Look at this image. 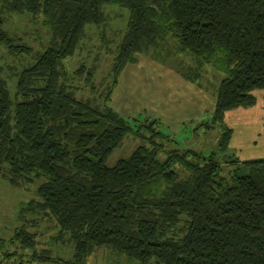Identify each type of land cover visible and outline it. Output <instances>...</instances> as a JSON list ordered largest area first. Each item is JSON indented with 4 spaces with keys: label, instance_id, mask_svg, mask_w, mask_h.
I'll list each match as a JSON object with an SVG mask.
<instances>
[{
    "label": "trees",
    "instance_id": "obj_1",
    "mask_svg": "<svg viewBox=\"0 0 264 264\" xmlns=\"http://www.w3.org/2000/svg\"><path fill=\"white\" fill-rule=\"evenodd\" d=\"M106 4L128 8L130 16L112 76L99 89L97 69L82 63L70 72L65 62L82 48L87 25L103 21ZM7 14L41 16L50 36L44 50L35 55L10 33ZM168 37L196 58L186 79L194 82L209 64L224 73L215 121L256 103L255 91L264 90V0H0V46L34 57L14 92L0 65V176L19 187L41 181L40 199L22 213L56 219L73 245L64 264H86L101 246L140 264H264V158L225 157L231 127L224 125L219 150L206 155L179 148L149 121L146 141L106 164L132 130L109 106L115 73ZM78 79L91 95L79 96ZM34 236L23 227L10 240L30 249L32 260L58 262L36 249ZM4 255L16 259L9 250Z\"/></svg>",
    "mask_w": 264,
    "mask_h": 264
},
{
    "label": "rangeland",
    "instance_id": "obj_2",
    "mask_svg": "<svg viewBox=\"0 0 264 264\" xmlns=\"http://www.w3.org/2000/svg\"><path fill=\"white\" fill-rule=\"evenodd\" d=\"M129 16L130 10L128 8L118 4H106L103 10V21L95 26L87 25V38L83 39L82 48L66 60L65 65L68 71L76 70L82 63L88 68L94 67L93 71L97 69L94 84L100 89L105 82L104 80H109V77L112 76L113 63L116 61L119 44L127 31ZM6 17L5 28L10 33L22 37L24 42L31 45L35 55L44 50L49 43L50 36L41 16L7 14ZM32 61H34V57L28 55L14 57L4 47L0 46V65L3 68V76L7 79L12 92L15 91L18 73ZM195 64L196 58L187 51H180L178 42L168 37L162 45L158 44L155 47L137 52L130 62L122 65L121 69L115 73L116 86L112 91L109 106L127 118L129 124L132 125V130L106 160L109 167L114 166L120 159L129 157L140 144L146 141L144 136L150 134L146 126L149 121L157 122V127L165 133H168L166 130H172L168 134L174 136L175 140L178 141L177 146L181 149H195L206 155L219 150V138L224 130V125L228 126L226 115L221 124L214 120L215 110H209L213 109L210 106L214 101L217 104V90L224 73L215 70L210 64L207 65V69L204 65L201 70L202 75L197 78L193 77L194 82H192L185 78L190 76L186 68ZM160 68L168 69L175 76L172 84L179 87L180 93H184L185 89H188L184 86V82H187L194 85L199 91L201 100L206 101V105L201 104L202 115L199 118L187 119L188 121L180 123L181 130H173L172 128H175L176 125L162 122L161 116L149 117V114L160 115L158 111L168 109L163 105L164 99L155 97V93L161 92V75L156 74ZM148 70L153 72L149 73ZM178 77L183 80L179 82ZM75 85H78L79 96L91 95L89 87L83 79L76 80ZM106 86H104V90ZM196 96H194L195 101L197 100ZM148 99L152 103H148ZM181 104L183 106L180 109H185V106L191 105V102L188 105L182 100ZM254 105L243 108L251 110ZM237 108L240 109L241 107L234 109L237 110ZM194 109H196V105ZM237 118L239 120L240 116ZM136 124H139V127ZM238 133H241L240 139L247 143L248 148L234 144L233 148L238 149L237 154L234 153L231 148L232 135L228 144L229 153L225 157L236 156L240 160L264 158V144L263 142L259 144L261 134L257 135L255 139H249L247 133ZM255 135L256 132L253 133V136ZM169 143L168 146L171 147L172 143ZM227 169L228 167L225 170ZM228 172L229 169L225 174ZM40 182V180H35L19 187L12 185L6 178L0 176V242H4L3 246L0 245V264H64L65 260L73 257V245L68 243L67 234H64V237L61 236L60 226L54 217L47 215L44 211L22 213V208L28 206L30 201L40 199L37 194V187ZM23 227L35 233L38 251L45 248L48 255L60 260L56 263L32 260L30 249L21 248L19 242H11L10 239L13 235ZM6 250L14 252L16 259H13L14 255L6 257L4 255ZM86 264L140 263L125 254L101 246L93 251L86 260Z\"/></svg>",
    "mask_w": 264,
    "mask_h": 264
},
{
    "label": "crops",
    "instance_id": "obj_3",
    "mask_svg": "<svg viewBox=\"0 0 264 264\" xmlns=\"http://www.w3.org/2000/svg\"><path fill=\"white\" fill-rule=\"evenodd\" d=\"M148 72L152 73L153 71L148 70ZM156 74L161 75V92L155 93V97H158L159 99H164L165 102L163 103V105H165L168 109L158 111L160 115L149 114V117L161 116L162 122L176 125L175 128H172L173 130H181L182 127H180V123H182L183 121L199 118L202 115L201 104L206 105V101L201 100L199 91L196 90L197 88L194 85L184 82L185 88L188 89H185L184 93H180L179 87H175V84H172L174 82L175 76L171 74L168 69L160 68ZM182 80L183 79L179 78V82ZM184 94H186L185 97ZM254 94L257 97V102L251 110L241 107L240 109L237 108V110L234 109L232 111H229L226 114V123L228 127L234 129V134L231 141V148L236 154L238 152V149L233 148L234 144L240 145L243 148H248L247 143L240 139L241 133L238 132L247 133L249 135V139H255L257 135L261 134L259 144L260 142H263L264 144V90H256ZM195 95H197L196 101L194 97ZM182 100L187 102L188 105L191 102V105L185 106V109H180V107L183 106L181 104ZM148 103L152 102L148 99ZM195 105L196 109H194ZM215 106L216 101H214L212 106H210L213 109L209 111H214L216 108ZM238 116H240L239 120L237 118ZM166 131L168 133L172 132V130ZM254 132H256L255 136H253Z\"/></svg>",
    "mask_w": 264,
    "mask_h": 264
},
{
    "label": "bare ground",
    "instance_id": "obj_4",
    "mask_svg": "<svg viewBox=\"0 0 264 264\" xmlns=\"http://www.w3.org/2000/svg\"><path fill=\"white\" fill-rule=\"evenodd\" d=\"M122 81H123V79H122ZM122 85V84H121ZM123 86H124V84H123ZM119 91V90H118ZM118 93V92H117Z\"/></svg>",
    "mask_w": 264,
    "mask_h": 264
}]
</instances>
